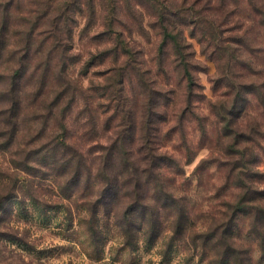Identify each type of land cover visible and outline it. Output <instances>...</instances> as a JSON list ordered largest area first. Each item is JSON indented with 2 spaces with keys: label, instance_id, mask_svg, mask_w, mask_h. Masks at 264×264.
<instances>
[{
  "label": "trees",
  "instance_id": "trees-1",
  "mask_svg": "<svg viewBox=\"0 0 264 264\" xmlns=\"http://www.w3.org/2000/svg\"><path fill=\"white\" fill-rule=\"evenodd\" d=\"M197 1L0 0V122L9 137L6 146L19 147L21 173L56 172L67 181L70 196L80 195L96 248L104 241L101 220L113 219L134 251L141 241L153 249L171 230L163 263L179 241L208 248L209 264H237L242 253L252 264L237 233L242 219L248 220L264 256V57L255 54L264 47H254L249 37L242 0ZM249 2L264 29V4ZM148 7L151 27L161 38L158 70L165 74L174 65L187 88V104L167 133L162 130L167 92L134 40L136 33H148ZM189 27L216 67L214 90L220 95L209 102L208 114L194 102L200 86L195 52L185 36ZM77 31L80 38L92 31L90 40L107 43L83 64L86 73L98 58L101 63L111 58L101 88L86 90L70 74L82 60ZM188 116L196 122L197 144L187 138ZM23 122L32 136L26 149L18 141ZM172 131L180 135L178 152L168 149ZM192 145L211 154L193 173L197 185L191 193L186 167L198 155ZM11 195L6 202L16 197ZM205 216L208 231L196 232Z\"/></svg>",
  "mask_w": 264,
  "mask_h": 264
},
{
  "label": "rangeland",
  "instance_id": "rangeland-1",
  "mask_svg": "<svg viewBox=\"0 0 264 264\" xmlns=\"http://www.w3.org/2000/svg\"><path fill=\"white\" fill-rule=\"evenodd\" d=\"M190 1H196L198 4L197 0ZM260 1L261 4H264V0ZM240 2L243 11L242 21L246 27L250 28L249 37L252 41H255L253 43L254 47H264V29L259 25V18L252 10L249 0ZM202 3H205V0L201 2V5ZM150 13L152 14V9L146 8L144 15L148 33L144 35L136 33L134 40L143 52L144 58L148 61V67L153 68V74L159 72L157 78L167 92L168 107L164 110L166 118L163 119L166 122L162 125L163 132L167 133L175 126L177 116L181 114L187 104V88L186 83L181 81L179 73L174 70V65H167L165 74L163 71L158 70L156 56L161 38L158 31H156L157 29L151 27L152 22L155 21L150 19V15H148ZM83 26L84 22L81 27ZM192 30V27H189L185 32V36L190 44V52H195L193 62L197 64L195 74L198 77L200 87L196 90L197 97L194 102L200 112L208 114L209 102L216 101L220 95V92L214 90L216 67L202 53L203 49L197 41L199 34L196 32V38H193V35H191ZM193 33L195 34L194 31ZM89 34L88 37L80 38L79 31H77L75 38L76 54H80L82 60L70 68V74L82 82L86 90L94 86L101 88L108 76L104 73L111 66V58H106L103 63L98 58L94 66L89 67L86 73L83 72V64L90 58L91 54L98 55V52L107 46L105 42L90 40L93 32L91 31ZM255 54L258 59L260 56L264 57V53L260 54L256 51ZM169 63L170 60L167 64ZM93 92L90 91L89 93ZM251 102V111L254 115L259 114L256 107L257 100L252 98ZM185 123L190 145L192 143L197 144L199 134L195 126L196 122L188 116ZM29 127V123H22L21 133L18 136V141H22L23 144L20 147L22 149L27 148L25 144L32 137L29 136ZM4 130H6L4 123L1 121L0 264H209L210 258L208 255L211 253L208 248L203 250L201 246L195 248L193 245L187 247L179 241L174 244L170 261L163 263L162 254H165L169 238L173 235L171 230L163 233L162 240L153 249H147L144 242L141 241L140 249L134 251L126 246L123 231L115 225L113 219L101 220L103 228L100 235L104 241L100 248H96L85 222L88 218L80 208V195L77 193L70 196L71 192L67 181L60 178V176H55L56 172L41 169L40 165L35 167L42 170V172L48 171L47 176L21 173L17 168L22 158L16 153L19 147L17 145L15 147L6 146L9 137L3 133ZM167 139L168 149L171 152H178L177 146L181 143L179 133L172 131ZM35 146V144L29 145L28 149H33ZM192 150L198 155L195 161L186 167L187 176L190 178V183H192L191 193L196 191L197 185V178L194 177L193 173L199 163L210 157L211 154L205 148L197 152L194 145H192ZM216 168V165L212 166V172H215ZM15 178L19 179L15 180ZM182 189L187 190L184 183ZM9 194L16 197L6 202ZM209 222L207 216L200 217L196 232H207ZM237 236L240 238V249L248 251L249 256L247 255V257L251 259L252 264H264V256L257 239L250 233L248 220L242 219ZM245 258L244 253L240 254L237 264H247L245 261L247 258Z\"/></svg>",
  "mask_w": 264,
  "mask_h": 264
}]
</instances>
